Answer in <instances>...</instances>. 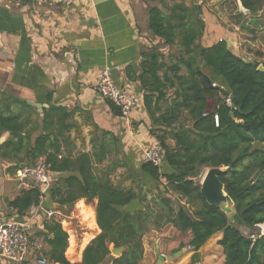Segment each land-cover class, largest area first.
Listing matches in <instances>:
<instances>
[{"label": "crops", "instance_id": "crops-1", "mask_svg": "<svg viewBox=\"0 0 264 264\" xmlns=\"http://www.w3.org/2000/svg\"><path fill=\"white\" fill-rule=\"evenodd\" d=\"M179 2L3 0L0 4V110L5 115L22 113L27 125L20 134L28 137L30 145L39 135L52 138L56 133L59 136L60 151L54 156L60 161L69 160L70 165L59 172L49 170V189L59 187L64 197L74 193L76 198L59 204V195L50 194L49 189L47 193L55 210L71 217L69 227L74 233L69 236L67 233L65 257L72 263L81 261L84 247L100 232L95 220L96 197L79 194L86 188H81L83 175L106 181L112 187L141 188L150 198L155 185L149 174L141 169L142 149L153 146L159 136L174 149L177 146L174 134L192 127L187 111H173L174 104L181 100L176 94L178 80L175 75L188 78L191 71L197 73L199 70L214 86L227 90L221 79H213L207 72L198 51L179 64V47L164 44L148 29L149 7H158L168 14ZM182 2L198 14L203 23L202 35L196 42L200 47L219 39L230 40L229 46L233 44L235 34L224 31L216 21L217 12L211 8L213 0ZM223 3L226 1H222V7ZM152 47L161 53L158 63L162 66L155 76H142L141 52ZM175 65L179 67L177 74L170 69ZM104 67L110 69L118 86L138 98L128 120H124L112 103L97 91V77ZM165 76L175 85H170ZM223 98L221 92L215 94L213 104ZM53 109L57 110L55 114ZM167 112H173L176 118L172 119L171 114L165 116ZM58 115L62 118L60 130L57 129L61 119ZM11 139L15 137L10 130H1L0 145ZM29 151L30 146L18 151L0 150V223L26 221L34 232L41 227L45 214L39 211L30 217L32 207L20 217L7 205L8 200L28 188L14 177L20 168L35 163H18V160H25ZM41 158L44 159L42 156L38 159ZM166 172L171 170L166 168ZM71 177L74 182L69 183ZM165 181L160 177L162 185ZM92 184L96 183L92 181ZM221 237V232L213 234L194 251L187 244L189 231L181 233L171 225L153 227L143 237V258L139 264H155L159 255L163 257L160 264H224L225 253L219 244ZM112 248L110 246V250ZM0 264L14 263L0 257ZM24 264L39 263L30 255Z\"/></svg>", "mask_w": 264, "mask_h": 264}, {"label": "trees", "instance_id": "trees-1", "mask_svg": "<svg viewBox=\"0 0 264 264\" xmlns=\"http://www.w3.org/2000/svg\"><path fill=\"white\" fill-rule=\"evenodd\" d=\"M180 1L169 9L168 14L158 7H149L148 29L164 44L179 47V64L185 62L186 56L198 51L207 72L213 79H221L230 92L231 104L224 101L213 104L212 90L195 71H191L188 78L175 75L178 80L176 94L181 100L174 104L173 111H187L192 127L174 134L177 144L174 149L166 145L163 136L157 137V143L163 149V164L158 167L144 161L141 165L154 182L155 191L147 198L141 188L112 187L106 181L83 175L81 188H86L79 194L96 197L95 220L100 232L84 247L81 261L72 263L65 257L67 233L54 217L45 216L33 236L41 239V257L48 264H102L108 261L139 264L143 258L144 235L153 227L168 225L181 233L189 231L187 244L194 251L213 234L221 232L219 244L225 253L224 264H264V235L259 234L258 228L259 224H264V72L257 70L259 62L256 59L248 60L235 53L225 39L200 47L196 42L202 35L203 23L198 14ZM233 3L231 19L236 25L249 33L264 27V0H233ZM247 18L253 19L251 25L246 22ZM141 57L142 76H155L162 66L158 63L159 50L152 47L142 51ZM170 69L177 74L179 67L175 65ZM165 77L170 85H175ZM111 105L119 113V109ZM56 111L53 109V114ZM170 114L172 119L177 116L173 112H167L165 116L170 117ZM214 115L218 118L217 125ZM61 122L62 118L59 130ZM26 125L21 112L5 115L0 110V132L8 129L15 137L0 145V150L18 151L30 146L25 160H18V163L33 164L42 156L51 171L68 168L69 160L60 161L54 156L60 151L58 134L53 133L52 138L39 135L30 145L28 137L20 134ZM60 135L64 138L62 131ZM209 167H223L219 179L233 200L239 220L230 221L225 212L209 205L200 192L199 182L191 178L190 172L196 168ZM166 168L171 172H166ZM160 177L166 179L163 185ZM68 182H74V177ZM59 190V187L49 189L50 194L60 196L59 204L76 198L74 193L64 197ZM173 195L177 197L173 198ZM41 196L39 187L30 186L8 200L7 205L21 217L40 204ZM134 198L139 199L143 209L127 211L124 206ZM241 227L246 228L247 233H243ZM251 235L255 236L252 238ZM110 246H123L124 250L118 256H112Z\"/></svg>", "mask_w": 264, "mask_h": 264}, {"label": "built area", "instance_id": "built-area-1", "mask_svg": "<svg viewBox=\"0 0 264 264\" xmlns=\"http://www.w3.org/2000/svg\"><path fill=\"white\" fill-rule=\"evenodd\" d=\"M3 0H0V4ZM96 88L98 93L109 100L113 105L119 109V115L128 120L131 113L138 102L135 94L118 86L112 78L110 69L104 67L98 74L96 81ZM223 101L230 105V96H224ZM214 124H218L217 115H214ZM142 158L145 162H150L153 165L161 167L163 164V149L159 143H155L151 147H144L142 149ZM23 186H35L41 189V201L44 195L48 192L50 179L49 169L44 160L38 159L33 165L24 166L16 172L15 176ZM30 211V217L34 216L36 212L42 211L47 218L54 217L60 222L62 228L66 233H74V230L69 227L71 217L64 216L60 212L54 210H45L39 204L33 207ZM262 225L259 224V234L264 235ZM251 235L250 237H254ZM43 244L41 239L33 236L31 226L26 221L8 220L0 223V257L14 263H23L28 256L37 258L39 264H48L47 261L41 257Z\"/></svg>", "mask_w": 264, "mask_h": 264}, {"label": "water", "instance_id": "water-1", "mask_svg": "<svg viewBox=\"0 0 264 264\" xmlns=\"http://www.w3.org/2000/svg\"><path fill=\"white\" fill-rule=\"evenodd\" d=\"M197 9L201 11L200 10L201 8L199 5L197 6ZM226 44L227 46H229V41H226ZM187 66H189V64H187ZM257 70L264 72V65L258 64ZM197 73L201 75L205 84L212 90L213 95L221 92L223 96H227V95L230 96V92L228 90L214 86L211 83L210 78L206 74H203L199 70H197ZM222 102L223 100H219V103H222ZM36 106L39 107V105H36ZM232 115L233 113H231V116ZM204 169L205 168H202V169L196 168L194 171L190 172V176L192 179H196L200 177V180H199L200 192L202 196L204 197V199L206 200V202L209 205L215 206L221 209L223 212H225L227 217L230 219V221H233L234 219L239 220V217L236 214L235 209H234L233 200L227 194V192L224 189L223 183L219 179V174L223 170V167H209V168H206L205 170ZM53 204L54 203L52 202L48 193L44 195L42 201L40 202L41 207L45 210H54L55 208ZM124 208L127 211L132 212L136 209H143V205L140 203V201L137 198H134L130 200L124 206ZM123 250H124V247L119 246V247H113L110 250V252L113 255L118 256ZM162 260H163V257L159 255L155 264H160Z\"/></svg>", "mask_w": 264, "mask_h": 264}, {"label": "rangeland", "instance_id": "rangeland-1", "mask_svg": "<svg viewBox=\"0 0 264 264\" xmlns=\"http://www.w3.org/2000/svg\"><path fill=\"white\" fill-rule=\"evenodd\" d=\"M222 1L224 0H213L212 4L209 2L207 6H210L209 4H211V8L217 12L215 18L221 27L224 28L223 30H229L235 34L233 44H231L232 46L230 45V47L235 53L241 55L243 58L248 60L256 59L259 64L264 65V27H257L253 33H249L247 30L240 28L239 25L234 23L235 20L231 19L234 15L233 0H225L226 3H223L224 7L221 6ZM252 20V18L251 20L247 18L246 22L251 25ZM14 179L21 184L16 177H14ZM196 180L199 181L200 177L196 178ZM241 230L243 233H247L248 231L244 227H241Z\"/></svg>", "mask_w": 264, "mask_h": 264}, {"label": "bare ground", "instance_id": "bare-ground-1", "mask_svg": "<svg viewBox=\"0 0 264 264\" xmlns=\"http://www.w3.org/2000/svg\"><path fill=\"white\" fill-rule=\"evenodd\" d=\"M262 230L264 231V227L262 228Z\"/></svg>", "mask_w": 264, "mask_h": 264}]
</instances>
